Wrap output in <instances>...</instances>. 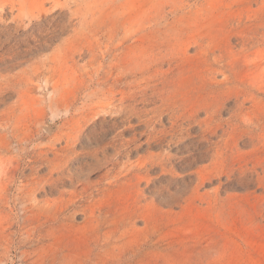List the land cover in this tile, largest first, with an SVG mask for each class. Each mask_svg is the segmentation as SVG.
<instances>
[{
    "label": "rangeland",
    "instance_id": "1",
    "mask_svg": "<svg viewBox=\"0 0 264 264\" xmlns=\"http://www.w3.org/2000/svg\"><path fill=\"white\" fill-rule=\"evenodd\" d=\"M0 264H264V0H0Z\"/></svg>",
    "mask_w": 264,
    "mask_h": 264
},
{
    "label": "bare ground",
    "instance_id": "2",
    "mask_svg": "<svg viewBox=\"0 0 264 264\" xmlns=\"http://www.w3.org/2000/svg\"><path fill=\"white\" fill-rule=\"evenodd\" d=\"M201 131V130H200ZM240 175V174H239Z\"/></svg>",
    "mask_w": 264,
    "mask_h": 264
}]
</instances>
